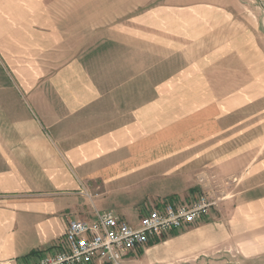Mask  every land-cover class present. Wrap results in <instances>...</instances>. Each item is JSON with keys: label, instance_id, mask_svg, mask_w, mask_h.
I'll return each mask as SVG.
<instances>
[{"label": "crops", "instance_id": "obj_1", "mask_svg": "<svg viewBox=\"0 0 264 264\" xmlns=\"http://www.w3.org/2000/svg\"><path fill=\"white\" fill-rule=\"evenodd\" d=\"M245 7L0 0V264L61 242L98 187L94 211L130 183L156 193L155 205L189 203L170 195L194 192L198 168L238 178L240 242L157 240L126 256L264 264L250 226L264 215V31Z\"/></svg>", "mask_w": 264, "mask_h": 264}, {"label": "built area", "instance_id": "obj_2", "mask_svg": "<svg viewBox=\"0 0 264 264\" xmlns=\"http://www.w3.org/2000/svg\"><path fill=\"white\" fill-rule=\"evenodd\" d=\"M213 204L204 192L189 203L151 204L137 223L111 209L96 210L91 217L69 219L63 240L39 249L24 264H123L126 255L149 242L199 222Z\"/></svg>", "mask_w": 264, "mask_h": 264}, {"label": "rangeland", "instance_id": "obj_3", "mask_svg": "<svg viewBox=\"0 0 264 264\" xmlns=\"http://www.w3.org/2000/svg\"><path fill=\"white\" fill-rule=\"evenodd\" d=\"M246 5L244 10L251 17L257 18L261 26L260 30L264 31V0H241ZM237 177L230 175L226 177H216L215 175L207 174L202 168L196 169V173L189 184L196 187L194 192L180 191V193H171L172 198L177 200L176 196H180V199H195L198 194L206 193L214 202L212 209L208 216H206L195 228L189 229V232L183 233V231L171 230L165 235L159 238V242H240V236L237 233L238 223L234 221V211L241 203L242 198L239 191V183ZM179 187L186 188L187 181L184 177L178 180ZM156 185L159 191L175 186L174 182L153 184V188L156 189ZM143 186V185H142ZM140 184L130 183L126 188L122 189L119 196L106 197L101 199L100 203L105 209H115L117 212L123 213L133 223H137L143 208H148L151 204H154L156 193H150L148 188L147 194L145 189L140 191ZM176 188V187H175ZM102 187L96 188L95 191H88L85 195L89 200V206L91 209L85 213V217H91L95 212V202L100 198L98 195ZM85 193V192H84ZM169 196V197H170ZM179 201V200H178ZM191 202V201H190ZM176 203V202H174ZM95 209V210H105ZM114 210V211H115ZM256 236L264 238V215H259L258 220L250 225ZM211 228L212 237L206 240V238L198 237L194 238L197 234H202L205 230ZM245 231V230H244ZM247 232V231H246ZM249 232V231H248ZM193 238V239H192ZM123 264H186L184 262H177L176 260L166 259L164 261L157 262H145L140 253L130 256H125Z\"/></svg>", "mask_w": 264, "mask_h": 264}, {"label": "trees", "instance_id": "obj_4", "mask_svg": "<svg viewBox=\"0 0 264 264\" xmlns=\"http://www.w3.org/2000/svg\"><path fill=\"white\" fill-rule=\"evenodd\" d=\"M158 242V241H157Z\"/></svg>", "mask_w": 264, "mask_h": 264}]
</instances>
